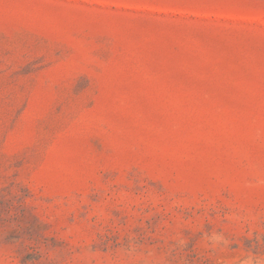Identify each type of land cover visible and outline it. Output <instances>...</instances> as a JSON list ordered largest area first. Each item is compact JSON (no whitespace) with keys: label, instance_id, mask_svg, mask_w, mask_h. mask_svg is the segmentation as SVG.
<instances>
[{"label":"rangeland","instance_id":"obj_1","mask_svg":"<svg viewBox=\"0 0 264 264\" xmlns=\"http://www.w3.org/2000/svg\"><path fill=\"white\" fill-rule=\"evenodd\" d=\"M0 264H264V0H0Z\"/></svg>","mask_w":264,"mask_h":264}]
</instances>
